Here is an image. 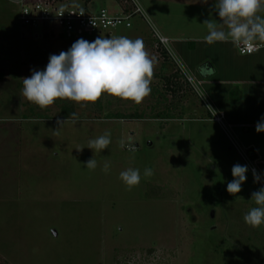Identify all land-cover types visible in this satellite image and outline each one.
Masks as SVG:
<instances>
[{
  "label": "rangeland",
  "instance_id": "rangeland-1",
  "mask_svg": "<svg viewBox=\"0 0 264 264\" xmlns=\"http://www.w3.org/2000/svg\"><path fill=\"white\" fill-rule=\"evenodd\" d=\"M139 1L167 37L192 20L173 12L180 0H155V14ZM95 5L118 9L112 0ZM21 6L0 0V264H264V225L243 220L263 178L254 182L237 141L210 120L146 23L111 34L35 37L39 29L21 27ZM120 35L141 38L154 61L151 92L140 104L102 95L41 109L22 97V79L51 54L80 38ZM106 130L108 148L89 149ZM91 159L95 169L86 168ZM235 164L249 171L233 195L226 188ZM129 168L141 173L131 189L120 179Z\"/></svg>",
  "mask_w": 264,
  "mask_h": 264
},
{
  "label": "clouds",
  "instance_id": "clouds-1",
  "mask_svg": "<svg viewBox=\"0 0 264 264\" xmlns=\"http://www.w3.org/2000/svg\"><path fill=\"white\" fill-rule=\"evenodd\" d=\"M207 3V0H203ZM216 14L220 18L206 20L208 44L228 42L240 53H251L264 46V0H214ZM153 58L146 51L141 38L97 37L89 42L76 40L67 51L51 54L42 70H31V75L22 79L21 95L28 102L45 109L58 100H69L79 104L95 103L102 95L117 97L140 104L151 92ZM257 133L264 132V115L255 126ZM111 143V132L90 139L87 147L94 152L103 151ZM121 141V147H124ZM130 151H135L129 146ZM86 168L95 169L96 161L91 159ZM102 171H110L105 161ZM246 165L235 164L231 172L233 179L227 183V192L237 194L246 181ZM153 170L146 167L145 177ZM120 179L131 189L140 183L141 173L129 168L120 173ZM254 182L262 180L261 174L253 170ZM256 206L243 216L244 222L257 228L264 225V187L251 195Z\"/></svg>",
  "mask_w": 264,
  "mask_h": 264
},
{
  "label": "crops",
  "instance_id": "crops-1",
  "mask_svg": "<svg viewBox=\"0 0 264 264\" xmlns=\"http://www.w3.org/2000/svg\"><path fill=\"white\" fill-rule=\"evenodd\" d=\"M142 1L155 14V0ZM180 2H174L177 8L173 12L186 14L184 17L192 20L183 29L177 27L176 31H170L168 38L173 41L178 57L203 81L214 108L225 114L226 129L237 145L248 151L264 177V132L255 130L264 115V46L251 55H241L231 43H206L207 26L203 23L220 20L214 0ZM210 120L200 118V121Z\"/></svg>",
  "mask_w": 264,
  "mask_h": 264
},
{
  "label": "built area",
  "instance_id": "built-area-1",
  "mask_svg": "<svg viewBox=\"0 0 264 264\" xmlns=\"http://www.w3.org/2000/svg\"><path fill=\"white\" fill-rule=\"evenodd\" d=\"M72 1L76 0H21L22 6L19 15L21 27L30 32L39 29L40 31L36 33L35 37L54 33L66 37H79L101 35L105 32L111 34L120 28L134 29L138 22L146 23L155 42L166 52L176 65L181 77L192 87L205 105L211 114V120L226 128L224 124L225 114L214 108L203 88V81L198 79L178 57L174 50L173 41L156 28L139 0H112L118 8L113 9V11L104 8L98 9L95 5L96 0H81L83 2L82 7L73 6ZM257 51L251 53L238 52L241 55H251ZM236 147L245 157L251 171L255 170L261 174L256 162L252 160L249 154L246 158L244 151H248L243 150L238 145ZM262 178L264 187V177L262 176Z\"/></svg>",
  "mask_w": 264,
  "mask_h": 264
},
{
  "label": "trees",
  "instance_id": "trees-1",
  "mask_svg": "<svg viewBox=\"0 0 264 264\" xmlns=\"http://www.w3.org/2000/svg\"><path fill=\"white\" fill-rule=\"evenodd\" d=\"M60 36H64V35H60ZM162 53H163V55H164V56H168V55L166 54V52H165V51H163ZM176 76H177V75H174V77H176ZM169 82H170V80L168 79V80H167V83H169ZM174 84H175V85H173V86H174V88H175V89H172V90H173V92H175V90H178V89H179V87H180V86L178 85V83H177V82H175ZM119 118H121V117H119Z\"/></svg>",
  "mask_w": 264,
  "mask_h": 264
},
{
  "label": "water",
  "instance_id": "water-1",
  "mask_svg": "<svg viewBox=\"0 0 264 264\" xmlns=\"http://www.w3.org/2000/svg\"><path fill=\"white\" fill-rule=\"evenodd\" d=\"M56 234V233H55Z\"/></svg>",
  "mask_w": 264,
  "mask_h": 264
}]
</instances>
